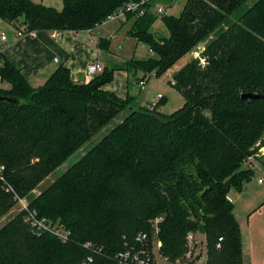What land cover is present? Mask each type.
I'll return each instance as SVG.
<instances>
[{"label":"trees","instance_id":"1","mask_svg":"<svg viewBox=\"0 0 264 264\" xmlns=\"http://www.w3.org/2000/svg\"><path fill=\"white\" fill-rule=\"evenodd\" d=\"M62 1L57 10L33 0H0V18L25 32L76 34L98 30L131 0ZM248 2L187 0L179 16H162L168 37L152 32L159 16L151 3L144 16L129 18V33L148 56L105 67L82 83L61 66L35 88L0 54V97L15 101L0 102V220L18 198L28 201V210L0 228V264H118L120 253L137 249L141 233L161 241L171 263L188 252V234L201 233L205 264H243L229 193L252 181L255 170L245 162L264 147V98L242 97L264 94V0ZM200 43L208 65L191 60L173 75L170 85L184 105L172 114L161 113L160 104L137 107L132 97L105 89L116 71L159 78ZM98 46L109 52L110 42L101 38ZM123 113L100 142L33 196ZM36 218L48 227L34 226Z\"/></svg>","mask_w":264,"mask_h":264},{"label":"crops","instance_id":"2","mask_svg":"<svg viewBox=\"0 0 264 264\" xmlns=\"http://www.w3.org/2000/svg\"><path fill=\"white\" fill-rule=\"evenodd\" d=\"M45 1L47 0L35 2L48 6L55 4L60 9L61 4L58 0L55 3L48 0L47 4ZM118 24H131V29L133 21ZM19 26L20 23L15 25L0 18V32L7 36L6 42L0 38V54L21 69L25 78L35 88L42 86L61 66L70 70L75 82L82 83L87 81L85 75L90 64L99 63L104 69L125 62L116 55L100 49L98 42L103 37L94 36L98 30L90 34L86 31L76 34L71 31H36L35 36L18 37ZM115 74L122 83L119 82L118 86L110 83L105 89L125 98L127 87L134 84H130L129 77L132 73L119 71ZM124 81L127 84L126 88ZM259 167L260 169L255 170L252 181L242 192L231 190L229 193L235 217L241 227L243 264H264V165L261 164Z\"/></svg>","mask_w":264,"mask_h":264},{"label":"rangeland","instance_id":"3","mask_svg":"<svg viewBox=\"0 0 264 264\" xmlns=\"http://www.w3.org/2000/svg\"><path fill=\"white\" fill-rule=\"evenodd\" d=\"M37 1V0H33ZM48 1V0H47ZM45 1L47 4L48 2ZM50 1V0H49ZM57 0H51L52 3H55ZM61 4L60 9L57 8L59 6L55 4H51L57 10H62L63 1L58 0ZM174 0H153L152 3L154 6L156 5V9L159 6L165 8V14L172 16H179L186 4V0H180L179 3L175 4ZM257 0H249L248 5H253ZM38 2H43V0H38ZM157 15V14H156ZM157 18V21L152 27V32L158 35H163L165 37L169 36V32L164 23V20L161 15ZM130 25H120L118 23H110L108 25L102 26L95 31L94 36L99 38L103 37L104 39L110 42L109 53L116 55L122 61H129L132 59H143L148 56V48L147 46L139 42L135 37L131 36L129 33ZM191 53H189L185 58H183L180 62L177 63L171 70H169L165 75L157 78L154 76H150L146 78V86L141 88L139 85V80L144 79V74L142 72H137V77L135 78L133 74H130V85L129 88L127 84L124 83V88L127 87L126 97H132L134 100V105L138 106H148L149 103L160 104L159 111L163 114H172L175 111L179 110L184 105L183 96L170 85V82L173 80V75L181 70L189 61H191ZM119 72V71H116ZM115 72V73H116ZM135 79L136 82H135ZM134 81V82H133ZM122 83L119 80V76L114 75V80L112 84L118 86V84ZM117 95V94H116ZM157 95H162L163 100L159 103L155 100ZM125 97V98H126ZM150 106V105H149ZM148 106V107H149ZM125 113L121 114L117 119H115L109 126L103 128L97 135H95L90 142L85 144L83 148L77 151L73 156H71L65 164L55 170L46 180H44L38 188L32 193L33 196L38 195L41 191L48 188L53 182H55L66 170L72 167L75 163H77L94 145L101 141V139L107 135L114 126L122 121L125 117ZM255 161L258 165L262 164L264 161V147L260 148L255 154ZM256 173V171H255ZM28 205V201H26ZM24 208V205L18 201L15 206L11 209V211L0 220V228L3 227L9 220L14 218L16 215L20 214ZM196 235L197 241L199 244L197 245V252H201V254L206 258V244H205V236L201 233H194ZM154 253L156 257L158 256V251L154 249Z\"/></svg>","mask_w":264,"mask_h":264},{"label":"built area","instance_id":"4","mask_svg":"<svg viewBox=\"0 0 264 264\" xmlns=\"http://www.w3.org/2000/svg\"><path fill=\"white\" fill-rule=\"evenodd\" d=\"M187 1V0H186ZM175 4L179 3L180 0H174ZM152 3L151 0H131L124 6L118 8L114 12H112L110 15L106 17L103 22H101L99 27L108 25L110 23H126L129 21V18L133 16L134 18H140L144 16L150 7V4ZM156 5L152 6V10L155 14L161 15V16H168L165 14V8L162 6H159L156 9ZM88 34L93 32L92 30L86 31ZM18 37H23L26 35L35 36V31H29L25 32L24 30H18L17 31ZM0 38L3 42L7 41V36L0 32ZM91 39V38H90ZM92 41V40H91ZM206 52V44L200 43L196 47L193 48L191 53V60H195L198 65L201 68H206L208 65V59L205 54ZM152 54V52H149ZM1 66V64H0ZM103 71V67L99 63H93L90 64L87 67L86 70V79L91 80L98 74H100ZM149 77V76H148ZM147 75L144 76V79H140L139 85L141 88H144L146 86V78H148ZM0 83H2V78L0 77ZM163 99L162 95H158L156 98V101L159 102ZM157 104L155 102L151 104L150 108L153 109ZM256 156H251L248 158V160L245 162L246 166L250 169L257 170L260 169L259 165L255 161ZM4 170L5 167L0 165V179L4 181ZM263 181V180H260ZM9 190V189H8ZM18 201H20L21 204L24 205V210H28V205L26 204L27 199H20L18 198ZM23 211V210H22ZM36 214L35 212H31L29 214V217ZM29 220L30 218L27 217ZM161 219H157L155 221V224L160 221ZM39 225L41 227H48L47 221L45 219L36 220L34 221V226ZM155 233L158 234V228L156 227ZM59 236L66 239L68 237V233L64 232L63 230H59L57 232ZM188 241V252L184 256L183 259H179L175 261L174 263H171L167 258L163 257L160 251V248L162 247V242L158 240L149 241L148 235L145 233H141L137 237V249H130L126 250L122 253H120L117 256L118 264H205L206 258L201 254V252H197V245L199 242L197 241L196 235L194 233H189L187 236ZM154 249L158 251V256L156 257L154 253Z\"/></svg>","mask_w":264,"mask_h":264},{"label":"water","instance_id":"5","mask_svg":"<svg viewBox=\"0 0 264 264\" xmlns=\"http://www.w3.org/2000/svg\"><path fill=\"white\" fill-rule=\"evenodd\" d=\"M242 97H243V99L256 100V99L264 98V94L247 93V94H244ZM2 101H7V102H11V103L15 102L12 98H9V97H0V102H2ZM188 228L189 229L194 228L197 230L199 228V226L189 223Z\"/></svg>","mask_w":264,"mask_h":264}]
</instances>
